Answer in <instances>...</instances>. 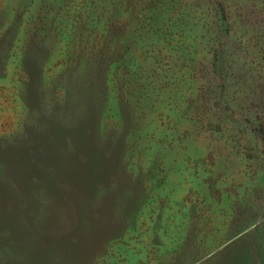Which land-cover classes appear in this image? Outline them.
Masks as SVG:
<instances>
[{
  "label": "rangeland",
  "instance_id": "rangeland-1",
  "mask_svg": "<svg viewBox=\"0 0 264 264\" xmlns=\"http://www.w3.org/2000/svg\"><path fill=\"white\" fill-rule=\"evenodd\" d=\"M0 264H264V0H0Z\"/></svg>",
  "mask_w": 264,
  "mask_h": 264
},
{
  "label": "crops",
  "instance_id": "crops-1",
  "mask_svg": "<svg viewBox=\"0 0 264 264\" xmlns=\"http://www.w3.org/2000/svg\"><path fill=\"white\" fill-rule=\"evenodd\" d=\"M24 102L26 103V106H28V104H27L26 100H24Z\"/></svg>",
  "mask_w": 264,
  "mask_h": 264
}]
</instances>
